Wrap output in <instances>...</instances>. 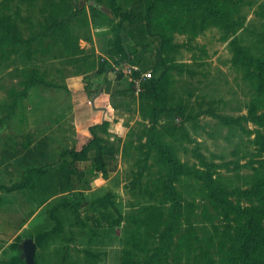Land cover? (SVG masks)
Returning <instances> with one entry per match:
<instances>
[{
  "label": "rangeland",
  "instance_id": "1",
  "mask_svg": "<svg viewBox=\"0 0 264 264\" xmlns=\"http://www.w3.org/2000/svg\"><path fill=\"white\" fill-rule=\"evenodd\" d=\"M153 1L0 0V29L8 18L26 40L12 38L0 46V123L16 108H26V83L34 73L58 85L70 74L124 76L131 94L115 98L112 105L127 106L134 97L138 105L124 139L109 133L104 137L117 154L108 171L87 177L83 198L77 200L73 193H58L65 171L57 169L55 177L46 180L51 195L30 215L17 242L0 255V264H26V238L37 244L35 264H122L132 216L145 206L164 205L161 197L152 198V187L146 185L148 175L157 176L161 169L155 153L146 159L138 148L153 138L148 132L155 123L154 115L140 111L138 97L156 75L165 85L166 107L158 111L155 126L171 129L162 140L182 162L207 163L216 184L235 203L256 202L242 191L252 186L257 171H264L263 127L232 119L248 115L257 93L256 79L247 65L236 61V51L245 48L256 57L264 55V0H230L227 5L234 11L221 21L205 20L197 0L175 7L163 0L152 7ZM188 3L196 8L191 14L188 7L184 12ZM116 6L134 12L123 34ZM176 14L185 20L162 27L159 19ZM51 88L44 99L49 106L57 98ZM31 91L34 108H40L45 92ZM146 162L154 167L145 170ZM202 183L185 175L175 181L186 210L175 242L189 234L194 250L189 246L184 251L186 245L178 256L171 252L168 264H201L204 250L217 258L227 245V216L210 201Z\"/></svg>",
  "mask_w": 264,
  "mask_h": 264
},
{
  "label": "trees",
  "instance_id": "2",
  "mask_svg": "<svg viewBox=\"0 0 264 264\" xmlns=\"http://www.w3.org/2000/svg\"><path fill=\"white\" fill-rule=\"evenodd\" d=\"M163 1H166L169 6L175 7L180 2H189L190 0ZM197 1L198 5H201L199 7L203 8L205 20L221 21L234 11L233 7L227 5L230 0H220L222 3H219V0ZM155 3H161V0L153 1L152 7ZM187 7L189 14L196 10L192 4H185V14ZM115 10L121 18L120 28L123 34L134 21V12L132 9H124L120 6H116ZM177 19L184 21L185 17L182 14L165 15L159 21L162 22V27H170V24L175 23ZM0 30V46L8 43L7 41H11L12 38H15L18 42L26 41L20 37L17 26L8 18L2 22ZM236 61L247 65L251 76L256 79L257 93L249 107L248 115L232 120L241 123L243 119H248L263 127L261 140L264 141V55L256 57L252 52L243 48L236 51ZM165 74L167 75V73ZM26 84L28 87L25 97L30 86H49L52 83L45 81L44 76L34 73ZM165 90L164 82L160 81L156 75L145 85L144 90L138 97L140 111L142 113L145 111L146 116L150 118L154 115L156 124L159 116L158 111L166 107ZM16 106L17 103L13 106L14 109ZM155 123L152 124L154 128L152 127L148 132V137L150 135L153 138H150V141L141 143L138 148L140 152H145L143 154L146 159L150 157L152 152L155 153L156 164L161 169L158 170L157 176L148 175L149 180L146 181V185L152 187L150 191L152 198L158 199L161 197L164 205L145 206L138 215L132 216L131 223L133 227L129 229L130 237L123 249L122 264H142V262L146 264H165L168 262L170 253L174 252L178 256L184 250L183 246L187 245L184 251L189 250V246L194 250L189 234L180 235L178 242H175V237L180 227V219L186 212L184 202L175 186L176 179L181 175L194 177L203 182L202 186L207 191L210 201L221 209L228 219L227 245L225 244L217 253L218 259L209 255L207 250H204L203 263L201 264H264V171H257L252 186L242 191L243 195L247 198H254L256 202L251 205L235 203L216 184L213 176L214 172L207 163L203 162L201 166H193L179 160L173 153L172 147L163 141L165 140L164 137L169 135L168 131L171 129L164 124L158 128ZM107 125L108 122L92 125L89 128L91 140L78 149H63L56 163L27 169L24 172L23 185H27L33 193L38 190H50L51 188L45 185L46 180L45 182L43 180L49 177L50 170L60 169L62 173L65 171V184L60 185L61 188L59 187V190L61 192L58 193L70 192L73 193L77 200H81L83 198V190L87 186L84 184V178L79 174L76 161L86 159L89 150L95 149L96 161L94 169L92 168V175L99 171L107 172L105 154L115 152L112 149H108L107 139L96 133L97 127L105 130ZM172 129L176 131V126L173 125ZM175 131H173L174 134ZM146 147L147 149L144 150ZM261 162L264 163V159ZM152 166L154 167L153 164L146 162L144 169H151ZM143 174L141 173V176ZM54 177L50 176L49 179ZM141 185H143L142 182ZM49 195L51 194L44 195L40 199V203L48 199ZM165 207H168L167 210ZM142 255L146 256L147 259L143 261L142 257H140ZM149 255L151 256L148 257Z\"/></svg>",
  "mask_w": 264,
  "mask_h": 264
},
{
  "label": "crops",
  "instance_id": "3",
  "mask_svg": "<svg viewBox=\"0 0 264 264\" xmlns=\"http://www.w3.org/2000/svg\"><path fill=\"white\" fill-rule=\"evenodd\" d=\"M125 81L124 76L117 75L86 78L85 74H70L60 85L51 82L49 86H30L26 108H16L11 118L0 123V255L22 235L30 215L40 206V199L51 194L50 190L33 193L23 185L27 169L54 164L63 149L86 145L91 140L89 128L104 120L109 123L106 130L96 128L99 136L105 137L109 133L124 139L131 120L138 116L137 100L132 98L131 103H125L126 107L121 104L114 107L111 101L123 94H131ZM50 87L57 93L51 106L44 100L49 98L47 89ZM33 88L45 92V97L38 102L40 108L33 106ZM112 91L116 92L113 99ZM115 156L117 154H105L107 171ZM95 161V149L89 150L86 159L76 161L84 180L94 176ZM87 165L88 168L82 171L81 167ZM55 171L50 170L49 177L54 176Z\"/></svg>",
  "mask_w": 264,
  "mask_h": 264
},
{
  "label": "water",
  "instance_id": "4",
  "mask_svg": "<svg viewBox=\"0 0 264 264\" xmlns=\"http://www.w3.org/2000/svg\"><path fill=\"white\" fill-rule=\"evenodd\" d=\"M105 8V7H104ZM107 10V8H105ZM37 244L32 238H26L23 242V252L26 264H35Z\"/></svg>",
  "mask_w": 264,
  "mask_h": 264
}]
</instances>
